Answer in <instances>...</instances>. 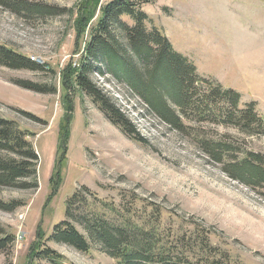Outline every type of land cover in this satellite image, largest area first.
<instances>
[{
  "label": "rangeland",
  "instance_id": "374dc122",
  "mask_svg": "<svg viewBox=\"0 0 264 264\" xmlns=\"http://www.w3.org/2000/svg\"><path fill=\"white\" fill-rule=\"evenodd\" d=\"M23 1L66 12L21 16L0 6V45L45 68L13 70L0 65V117L34 134L31 140L39 156L37 188L0 187V201L13 205V210H0V240L10 242L0 252V264H28L37 244L57 252L65 264H116L97 245L90 254H82L50 240L55 225L67 220L73 195L95 207L97 202L85 189L111 205H129L136 198L143 216L144 208L150 213L148 207L156 206L163 210L162 230L174 227L190 234L198 225L212 232V246L230 259L264 264V185L236 180L205 152L229 147L230 152L222 155L224 168L231 169L247 155L264 158V136L243 133L233 125L186 119L176 130L150 113L126 84L111 75L94 74L92 81L125 115L123 125L129 134L123 132L87 93L65 86L66 69L81 66L83 51L74 52V21L81 0ZM114 1L118 0L101 3ZM148 1L142 10L151 20L149 27L162 30L200 77L238 93L240 108L255 103L257 113L264 115V0ZM97 17L98 13L87 37ZM15 81L50 91H30ZM66 96L71 102L64 100ZM66 115L71 125L63 154L59 147ZM55 178L60 179L56 192ZM82 211L77 202L70 220L87 235ZM99 211L108 215L107 208ZM34 262L52 264L39 257Z\"/></svg>",
  "mask_w": 264,
  "mask_h": 264
},
{
  "label": "trees",
  "instance_id": "16d2710c",
  "mask_svg": "<svg viewBox=\"0 0 264 264\" xmlns=\"http://www.w3.org/2000/svg\"><path fill=\"white\" fill-rule=\"evenodd\" d=\"M102 0H81L75 14V55L80 54L81 66L66 69L64 82L67 88L77 86L87 93L98 108L115 126L128 133L123 125L122 114L115 101L92 81L94 74L111 75L126 84L133 94L147 107L150 113L165 121L176 130H181L183 119L197 123H223L233 125L246 134L264 136V115L257 113L255 103L239 107L240 95L224 89L213 81L198 75L195 65L178 53L162 30L149 27L151 20L142 10L149 1L118 0L102 5ZM0 6L21 16H52L66 12L45 3L23 0H0ZM97 17V25L87 37L91 22ZM127 19L129 22H127ZM88 39H87V38ZM87 39V40H86ZM0 65L13 70L38 71L45 68L34 64L29 58L0 45ZM14 84L24 89L44 93L26 81ZM199 88H204L199 91ZM71 102L70 96L64 98ZM70 117L66 115L61 129L59 150L65 154L70 137ZM34 134L21 129L15 121L0 117V187L37 188L39 156L31 138ZM229 147L216 146L205 151L210 159L224 167L222 153ZM229 175L247 185H264V158L247 155L231 169L224 168ZM58 172V171H57ZM60 182V179L58 180ZM52 179L54 192L59 184ZM94 198L95 209L88 201L73 195L66 209L65 221L55 225L50 240L66 245L82 254H90L94 245L100 247L116 261V264H241L220 253L210 241L212 232L194 226L190 234L175 231L174 227L162 230L163 210L150 206V213L139 215L140 200L129 205H111ZM82 204V223L87 235L82 234L70 220L75 204ZM13 205L0 201V210H13ZM108 210V215L97 212ZM71 221V222H70ZM10 246L6 239L0 240V252ZM48 260L52 264H65V259L49 248L37 244L28 264L34 258Z\"/></svg>",
  "mask_w": 264,
  "mask_h": 264
}]
</instances>
